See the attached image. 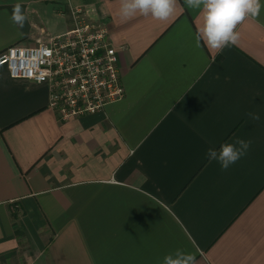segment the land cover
I'll return each mask as SVG.
<instances>
[{
    "label": "crops",
    "instance_id": "obj_1",
    "mask_svg": "<svg viewBox=\"0 0 264 264\" xmlns=\"http://www.w3.org/2000/svg\"><path fill=\"white\" fill-rule=\"evenodd\" d=\"M77 7L106 24L125 97L62 120L47 84L0 66V264H163L178 249L264 264V7L217 52L184 0L166 21L122 19L120 0H0V53L69 30ZM237 139L251 144L227 170L206 157Z\"/></svg>",
    "mask_w": 264,
    "mask_h": 264
},
{
    "label": "built area",
    "instance_id": "obj_2",
    "mask_svg": "<svg viewBox=\"0 0 264 264\" xmlns=\"http://www.w3.org/2000/svg\"><path fill=\"white\" fill-rule=\"evenodd\" d=\"M12 78L47 84L49 107L67 120L105 112L125 97L116 47L92 10H73V26L37 45L15 44L0 53Z\"/></svg>",
    "mask_w": 264,
    "mask_h": 264
},
{
    "label": "clouds",
    "instance_id": "obj_3",
    "mask_svg": "<svg viewBox=\"0 0 264 264\" xmlns=\"http://www.w3.org/2000/svg\"><path fill=\"white\" fill-rule=\"evenodd\" d=\"M190 8L201 9L203 23L198 30V38L207 47L217 52L234 45L239 39L237 27L248 18H257L261 13V0H184ZM177 0H120L119 14L122 19H128L136 14L151 16L159 21L170 19L176 11ZM12 22L24 26L27 19L20 4L12 10ZM253 120H259L256 113H248ZM251 141L237 139L235 143H224L217 151L209 148L206 157L218 161L222 170H227L236 163L249 149ZM163 264H196L194 254L176 250L165 255Z\"/></svg>",
    "mask_w": 264,
    "mask_h": 264
}]
</instances>
